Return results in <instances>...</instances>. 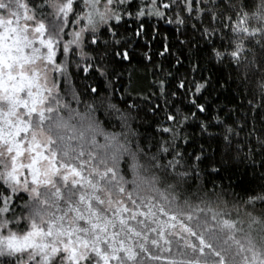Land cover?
Masks as SVG:
<instances>
[{
	"label": "snow or ice",
	"instance_id": "snow-or-ice-1",
	"mask_svg": "<svg viewBox=\"0 0 264 264\" xmlns=\"http://www.w3.org/2000/svg\"><path fill=\"white\" fill-rule=\"evenodd\" d=\"M153 17L185 37L174 65L153 72L149 95L113 102L128 22L134 38ZM73 66L93 83H73ZM217 66L244 90L213 115ZM153 96L164 123L142 142L133 110ZM190 117L214 141L221 129L219 161L182 147ZM244 149L261 183L243 195L200 183ZM0 264H264V0H0Z\"/></svg>",
	"mask_w": 264,
	"mask_h": 264
},
{
	"label": "trees",
	"instance_id": "trees-1",
	"mask_svg": "<svg viewBox=\"0 0 264 264\" xmlns=\"http://www.w3.org/2000/svg\"><path fill=\"white\" fill-rule=\"evenodd\" d=\"M145 20L147 35L134 38L132 37V32L135 30L136 24L133 23L132 20H129L128 22L129 31L127 36L128 38L133 39V46L129 49L131 52V59L129 61H124L118 69V71L123 73L122 81L124 87H122L120 82L116 83L117 91L113 102L119 101L122 95H126L128 93L131 95V100H137L138 97L142 98L149 95L150 92L153 91V89L149 87L154 80L153 72L159 73L161 67L167 71L170 67L169 60H171L172 65H174L173 56L178 55L177 49L180 47L179 41L185 39L184 36L179 35V32L176 30V26L174 24L165 23L162 20H157L155 17L150 19L145 18ZM121 32L123 33V28L121 29ZM202 43L203 42H201V46ZM166 44L172 45L171 52L164 53V55L161 56L159 53L164 51V46ZM145 54L152 56L153 59L151 62L145 58ZM166 57L168 59H166ZM188 63L189 62L187 60H184L185 67L188 66ZM176 67L178 66H172L171 70L175 72ZM205 68L207 69L208 65H205ZM71 71L76 74L73 83H93L91 77H89L88 80L80 79L81 77L88 76L89 74L79 71L74 66L71 68ZM180 72L182 74L184 72V68H181ZM209 74L210 73L208 71L204 72L205 76H208ZM211 74L213 75L215 91L212 92L211 96H208V94L205 93V96H207V103L211 105L213 115H217L220 108H224L226 113L228 110L233 109L236 104L241 102V92L244 89L240 85L239 81H236L235 72L227 67L220 69V66H217V68L212 69ZM217 76L222 77L220 85H215V79ZM129 78H131V83H129ZM125 87L127 88V93H125ZM92 95L95 96L96 94L93 93ZM84 99H88V97H84ZM157 103L156 98L153 96L148 104L141 101L142 110L139 112L133 110V115L136 116V119L131 121V124L139 134V139L142 142H150L154 135L157 137L159 136L158 128L162 123H164V111L158 110L153 112L149 107V104L155 106ZM159 105L163 106V101H159ZM119 106L124 107V105ZM73 107H77V105L73 103ZM186 107L187 101L181 103L177 100L173 111H175L176 108L184 111L186 110ZM79 109L81 112H84L83 104L79 105ZM165 111H167V108H165ZM205 115L206 113L199 114V120H203ZM101 119L106 120L105 127L107 131H122V129L118 126V121H108L107 118L103 116H101ZM221 119H223V115H221ZM199 120H195L190 117L187 122L188 126L184 129V132L188 135L190 142L188 144L181 142L182 147L186 148L190 154L193 152L199 154L200 145L203 144L205 154L219 161L220 153L223 151V145L219 144L218 146L221 129H209V132L213 133L216 137V140L214 141L209 138L207 133L201 135L200 130L197 127ZM113 124H116L117 126L113 127ZM98 139L103 142V137H98ZM244 151L247 150L244 149L241 152L240 158L228 161L225 165L228 169L227 172H222L220 177H216L215 173L211 176L203 175L200 183L203 184L205 181H212L214 179L217 185H220L222 182L224 188L228 189L229 192L234 191L240 195H243L245 189H250L261 183L260 173L262 170L258 167L254 170L251 161L243 159ZM217 166H219V164H217ZM122 167H126V165H122ZM206 171H210V168L206 169ZM229 176L231 177L230 180ZM128 179H131L130 171L128 172ZM230 184L231 188H229ZM207 187L211 188V184H207ZM174 194L179 197L181 202L189 195L184 188L176 190ZM229 199L231 200L232 198L229 197Z\"/></svg>",
	"mask_w": 264,
	"mask_h": 264
}]
</instances>
